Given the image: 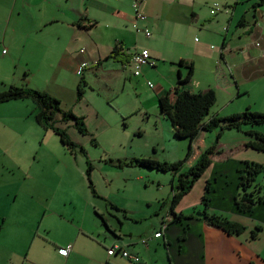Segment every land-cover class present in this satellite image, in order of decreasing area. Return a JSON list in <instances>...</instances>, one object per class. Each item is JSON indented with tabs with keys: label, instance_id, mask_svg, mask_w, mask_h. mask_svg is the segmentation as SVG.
Segmentation results:
<instances>
[{
	"label": "rangeland",
	"instance_id": "obj_1",
	"mask_svg": "<svg viewBox=\"0 0 264 264\" xmlns=\"http://www.w3.org/2000/svg\"><path fill=\"white\" fill-rule=\"evenodd\" d=\"M47 3L0 0V93L11 87L29 88L57 99L61 110H69L83 120L84 134L72 126L64 128L69 139L83 148L84 154L62 146L58 136L36 123L38 109L31 98L0 103V264H22V261L25 264H115L116 261L107 262V250L115 237L123 236L127 242L140 241L147 234L159 231L167 212L162 213L170 205L171 184L176 185L179 177L187 174L206 150H212L209 166L212 157L219 154L226 155L229 164H235L240 195L242 188H238V183L240 177L247 175L245 164L264 169V152L250 146L254 138L248 135L251 130L264 135V125L241 124L223 130L219 126L204 130L186 160L189 140L175 138L169 123L166 121L163 129L156 119L158 98L152 93V87L158 77L154 72L136 84L124 77V69L113 60L102 65L103 60L101 66L83 64L79 75L60 67L46 50L57 38L60 41L67 38L63 32L65 24L53 22L40 27L54 13ZM70 4L72 10L85 6L81 0H66L64 6ZM256 17V27L264 33V13L259 12ZM57 30L62 33H56ZM203 35L197 33L193 38L199 41ZM256 63H249L246 70L251 71L255 65L259 68V64L260 68L254 74L242 70L236 85L229 78L232 99L223 90L218 92L203 121L212 115L227 118L245 111L264 114V61ZM125 68L133 70L131 65ZM80 81L83 95L76 103V87ZM60 125L63 126H57ZM140 158L181 164L175 171L162 173L135 165L133 161ZM88 168L95 193L89 188ZM202 176L193 183L202 180L204 185L199 210L205 209L202 198L206 184L216 187L218 178L213 176L209 183L211 175ZM187 178L192 179L191 175ZM245 193L263 197L264 172L254 177ZM193 194L188 197L192 198ZM107 203L127 210L129 218L124 219ZM243 224L245 232L241 237L226 238L223 261L227 264H249L237 258L239 245L240 249L258 253L260 261L264 259V230L257 233L255 240L251 238V233L264 228V224L254 219H244ZM157 245L148 244L150 254H144L143 264H147L146 258L149 264H169V247L162 240ZM67 248L68 256L61 258L58 249ZM137 248L143 250L140 245Z\"/></svg>",
	"mask_w": 264,
	"mask_h": 264
},
{
	"label": "crops",
	"instance_id": "obj_2",
	"mask_svg": "<svg viewBox=\"0 0 264 264\" xmlns=\"http://www.w3.org/2000/svg\"><path fill=\"white\" fill-rule=\"evenodd\" d=\"M40 1H49L46 5L49 8L53 7L54 12L49 20L41 23L40 27H46L53 22L65 24L63 32L65 31L64 36L67 38L63 41L57 38L58 40L54 44H49L46 50L51 52L54 56L51 58L57 60L60 67L79 75L78 69L81 65L89 66L88 63H90L101 66L102 61L118 49L120 52L118 58L121 61L113 62L121 65L124 69L122 74L128 80L139 84L152 72L156 74L158 81L154 87L149 81L147 85L153 88L152 93L158 99L173 91L179 75L184 77L188 71L186 66L190 64L192 76L188 82L180 85V90L198 93L211 89L215 96L223 90L231 96L229 98L231 100L232 84L229 78L236 85L237 77L242 70L248 74H254L253 72L260 68L259 64V68H255V65L251 71H247L246 66L249 63L252 65V61L257 63L264 61V33L258 26L256 27L258 24L256 14L264 13V3H259L258 0H146L141 6L146 20L136 23L139 32L134 28L131 0H81L85 6L82 8L78 6L75 10L71 9V4L68 7L64 6L66 0ZM215 3L219 4L220 10L212 12ZM72 12L74 15H71ZM59 17L63 18L62 21L58 20ZM143 30H148L151 36L145 37ZM56 33L62 32L57 30ZM197 33H204L199 41L193 38V35ZM252 48L256 50V53ZM141 49L149 51L156 65L152 68L144 67L139 76L132 77L133 73L127 71L125 67L130 66L132 55ZM237 53L241 56L238 57ZM107 61L112 60H104L102 65ZM179 61H183L184 65H178ZM64 86L65 82L62 88ZM239 94L237 92L236 96ZM75 102L79 101L75 100ZM156 119L160 121L163 129L166 128V121L171 127L167 118L160 113L159 107ZM66 126H72V123L60 125L63 128ZM171 133H173L172 128ZM229 163L226 155H215L210 165L213 166L212 169L209 166L203 173L202 178L211 175L209 183L213 176L218 177L216 187H209L207 192L209 196H207L205 212L209 215L226 217L242 224L244 228V219H254L264 224V205L254 207L251 215L246 217L235 212L234 199L237 194V183L234 170L236 167L235 164ZM227 165H229L228 168H226ZM223 180L227 184L219 185ZM201 181H197L183 196L179 205L173 210L175 214L188 215L193 211L196 213L204 210L198 209L201 206L200 196L204 191ZM195 185L200 187V192ZM190 194L194 196L188 197ZM115 212L121 213L124 219L129 218L128 211L125 209L119 208ZM164 213L168 217L169 208L162 215ZM195 213L193 219L187 220L183 226L181 223L170 224L171 221H166L164 232L162 229L156 230L152 234H147L146 238H141L140 241L144 240L145 245L140 241H124L123 236L118 235L111 247H121L130 255L139 258L137 264H143L141 259L144 254H150L148 244L151 242L154 243V247H157L159 240H162L164 246L169 247L167 249L169 264H224V262L227 264L223 261L224 245L226 238L232 237L207 226L201 216ZM165 218H162L161 227ZM159 220L161 219L158 218ZM261 230L264 228L262 227ZM139 245L143 247L142 251L137 248ZM238 248L237 258L247 260L249 264H264V259L260 261L261 257L258 253L240 249V245ZM59 250L61 249H58V255ZM146 260L149 264L150 260L147 258ZM110 261H116L115 264L123 262L132 264L120 257L107 256V262ZM22 264L25 263L22 261Z\"/></svg>",
	"mask_w": 264,
	"mask_h": 264
},
{
	"label": "trees",
	"instance_id": "obj_3",
	"mask_svg": "<svg viewBox=\"0 0 264 264\" xmlns=\"http://www.w3.org/2000/svg\"><path fill=\"white\" fill-rule=\"evenodd\" d=\"M261 2L264 3V0H261ZM119 54V50L116 49L111 52L104 60L119 61ZM178 65L182 66L184 65V62L179 61ZM186 67L188 69L187 74L184 77L179 75L176 82L177 85L173 91L158 99L159 111L170 122L171 128L173 130V136L175 138H187L189 140L186 160L191 155L193 143L198 139L204 130H211L218 126L221 128V130H223L239 127L241 124H249L252 127L264 125V114L251 113L249 111H245L227 118H217L213 116L203 121L205 115H207L209 109L215 102V93L211 89L198 93L180 90V85L188 82L192 76V66L188 64ZM81 85L82 81H80L76 87L77 101H79L83 95V89ZM25 98H31L35 102L38 109L35 114V121L39 126H41L45 131H52L56 136H58L62 146L68 147L71 150L78 149V151L84 154L83 148L69 139L66 129L57 126L59 123H72V127L77 129V131H79L81 134H84L86 133V128L83 120L81 117H77L69 110H61L60 102L57 99L45 92L29 88L11 87L8 91L0 93V103L10 100H21ZM248 135L254 138V143H251L250 146L255 150L264 152V135L252 130L248 132ZM211 152L212 150H206L204 153H202L199 156L197 163L190 168L189 172L183 176H180L176 185L172 183L171 187L173 193L169 205V212L172 216V221L170 224L181 223V226H183L185 221L193 219L194 211L191 214L184 216L181 214H175L173 210L180 199H182V197L191 190L194 181L197 180L209 166V155ZM133 163L140 168L155 170L162 173H166L171 170L175 171L178 169V167H180L181 164L160 163L155 160L144 158L135 159ZM245 166L248 168L246 170L247 175L245 178L240 177L238 188H242V193L241 195L237 193L235 196L234 207L237 214L250 216L254 207L258 205H264V195L263 197H255L253 193L248 194L245 192L254 177L260 172H264V169L263 167L256 164L246 163ZM188 175H191V180L187 178ZM184 176H186V178H184ZM86 177L91 192L95 193L90 179V168L86 170ZM208 190L209 184L207 183L206 193ZM206 193L202 198V203L205 205V209L202 212H199L198 215H200L201 219L207 223V226L217 229L227 236H240L243 234L245 232V228L241 226L240 223L229 221L228 219L220 216L209 215L205 212L208 202ZM107 205L111 209L119 210V208L115 205L110 203H107ZM1 230L2 224H0V232ZM260 231L261 229L257 228L255 232L251 233L252 240L256 239L257 233Z\"/></svg>",
	"mask_w": 264,
	"mask_h": 264
},
{
	"label": "built area",
	"instance_id": "obj_4",
	"mask_svg": "<svg viewBox=\"0 0 264 264\" xmlns=\"http://www.w3.org/2000/svg\"><path fill=\"white\" fill-rule=\"evenodd\" d=\"M146 0H131V8L133 10V16H134V28L137 32L140 30L137 28L136 23L138 22H144L146 20L145 14L141 11V6ZM225 1V0H224ZM212 12L219 11L220 6L219 4L215 3L213 5ZM143 33L145 37L149 38L151 36V33L148 30H143ZM130 65L133 67L132 73L133 76H139L141 73L142 68L144 67H154L156 65V62L154 59L151 58V55L147 49H141L138 52H135L130 61ZM83 70V65H81L78 69V74L81 73ZM166 221H172V216L169 214L168 217L166 216L165 222L162 223L161 229L162 232L166 229ZM141 244L145 245L146 242L144 240L140 241ZM69 253V248L67 249H61L59 250V255L62 257H67ZM107 256L108 257H114L119 256L121 259L126 260L132 264H137L139 262V258L135 255H130L128 252L124 251L119 246H112L109 250H107Z\"/></svg>",
	"mask_w": 264,
	"mask_h": 264
}]
</instances>
